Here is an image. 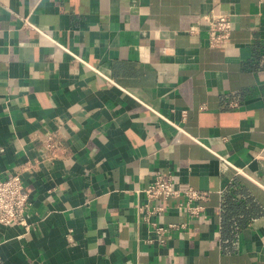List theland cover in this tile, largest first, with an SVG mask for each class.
Returning a JSON list of instances; mask_svg holds the SVG:
<instances>
[{"label": "crops", "instance_id": "0c3cea01", "mask_svg": "<svg viewBox=\"0 0 264 264\" xmlns=\"http://www.w3.org/2000/svg\"><path fill=\"white\" fill-rule=\"evenodd\" d=\"M27 162L0 264H264V2L0 0V180ZM158 174L209 192L160 200L163 242L137 210Z\"/></svg>", "mask_w": 264, "mask_h": 264}, {"label": "built area", "instance_id": "2783aa9c", "mask_svg": "<svg viewBox=\"0 0 264 264\" xmlns=\"http://www.w3.org/2000/svg\"><path fill=\"white\" fill-rule=\"evenodd\" d=\"M264 2V0H260ZM208 24L209 44L211 47H226L231 44L233 21L229 13L219 12L204 15ZM25 24L30 27L35 25L29 20ZM182 116L187 117V110L182 111ZM179 129L184 130L181 126L173 123ZM197 139V138H196ZM198 140V139H197ZM43 147L47 150V156H57L60 149V142L55 134H49L42 140ZM35 168L31 162L24 163L18 170L12 171L7 177L0 180V225H24L29 226L26 215L30 209L29 192L27 191L23 179V174ZM240 170V169H238ZM148 201L145 204L137 205L138 215L142 221L151 226L161 242L165 239V234L176 224L167 226L161 225L152 219L153 216L161 214L164 206L160 203L162 198H169L184 193L187 202L184 204L186 210L195 216L200 215L204 206L197 203L198 200H205L209 192L194 187H189L183 192L175 188L171 177L158 174L156 179L144 190ZM152 240V239H151Z\"/></svg>", "mask_w": 264, "mask_h": 264}]
</instances>
